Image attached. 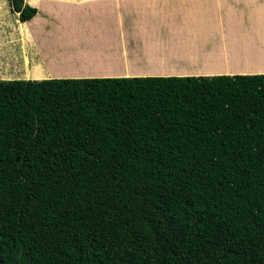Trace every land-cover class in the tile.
Here are the masks:
<instances>
[{"label":"trees","instance_id":"16d2710c","mask_svg":"<svg viewBox=\"0 0 264 264\" xmlns=\"http://www.w3.org/2000/svg\"><path fill=\"white\" fill-rule=\"evenodd\" d=\"M0 264H264V74L0 79Z\"/></svg>","mask_w":264,"mask_h":264},{"label":"crops","instance_id":"0c3cea01","mask_svg":"<svg viewBox=\"0 0 264 264\" xmlns=\"http://www.w3.org/2000/svg\"><path fill=\"white\" fill-rule=\"evenodd\" d=\"M156 1L125 0V3L140 7L139 4L153 5ZM210 1H213L214 9L211 8L206 16L198 19L196 25L169 28H173L174 35H171L174 45L167 43L170 49L157 48L159 57H155L156 61L152 60L154 49H150L157 40L154 36L156 32L146 38L138 36L140 47L136 53H132L131 49L135 48H128L130 42L123 44L121 36H113V39L106 33L103 37L108 38L101 37V41L78 37V27H73L76 21L72 17L65 20L60 18L61 24L50 26L42 20L39 12L27 21L21 22L17 18L11 22L10 17L4 20L6 15L0 10V61L7 62L10 69L11 65L12 68L23 67L26 64L19 54L30 57L27 46L35 44L44 48L48 59L61 68L49 64L45 67L42 63L44 59L33 52L31 56H36L32 60L35 62L25 70L29 75L25 79L264 74V63H258L255 59V55L264 54V0ZM223 7L226 11L222 10ZM219 11L225 13L219 16L218 23L211 24L213 20L216 22ZM15 14L18 16V13ZM140 32L134 30L136 35ZM109 39L115 40V43H109ZM16 44L20 52L15 51ZM107 51L112 55H105ZM160 59L163 62L158 63ZM13 74L15 76H0V79H24Z\"/></svg>","mask_w":264,"mask_h":264},{"label":"rangeland","instance_id":"374dc122","mask_svg":"<svg viewBox=\"0 0 264 264\" xmlns=\"http://www.w3.org/2000/svg\"><path fill=\"white\" fill-rule=\"evenodd\" d=\"M23 2L30 6L33 4L36 5L34 7L40 9L38 12L42 20L50 26L52 24H59V22L61 24V19L65 20L72 17L73 20L76 21L73 27H78L77 36L80 38L85 39L91 37L94 40L101 41V37L106 33H109L113 39V36H117V38H120L121 36L123 44L130 42L128 43L130 44L128 45V48H135V50L131 49L132 53H136L138 47H140V38L138 36L142 35L140 36L141 38H146L148 35L149 37L153 36V32H156V35L154 36L157 40L154 42L155 45L152 44L150 47V49H154V58H152V60L155 59V57H159L157 48L170 49L169 46L174 45V41H172V35H174L173 28H169L174 26V28L181 29L186 26H191V24L196 25L198 19L206 16L211 8L214 9V5H212L213 1L210 0H158L153 3V5H146V3L139 4L140 7L129 6V4L123 1L120 2L116 0H23ZM180 2L182 3L180 4ZM0 3V6L2 7L0 10L6 15L4 20H7V17H10L11 22L17 20L18 16L15 14L17 12L12 10L10 2L8 0H0ZM56 8L60 11L56 10ZM222 10L226 11V8L223 7ZM223 11H219L216 14V22L213 20L211 21V24L219 22V16L225 13ZM7 13L9 15H7ZM212 17L216 16L213 15ZM262 17L264 18V15ZM79 27H81V29H79ZM135 29H138L141 32L136 35V33H134ZM176 36L180 38L178 35ZM144 42L146 41L144 40ZM109 43L113 44L115 43V40L113 41L109 39ZM167 43H169V46H167ZM14 49L16 52H20L18 44H16ZM27 50L30 57H22V54H19L20 59L24 60L26 64L23 65V67L18 66L12 68L11 65L10 69L7 66V62L4 63L3 61H0V76L13 77L15 76L13 73H16V77L18 78L25 79L26 77H29L25 70L33 66L35 62L32 61L36 58V56H31V53L33 52H35L38 58L41 57L42 60L44 59L42 63L44 66L46 65L45 67H48L49 64L57 69L61 68L60 65H55L53 61L48 59L44 48L40 46L37 47L34 44L32 47L27 46ZM107 52L105 55H112L109 51ZM255 56L258 63H264V54H258ZM156 60L157 59H155V61ZM161 60L162 59L158 60V63ZM8 70L9 73L7 74L6 71Z\"/></svg>","mask_w":264,"mask_h":264},{"label":"clouds","instance_id":"9594fccd","mask_svg":"<svg viewBox=\"0 0 264 264\" xmlns=\"http://www.w3.org/2000/svg\"><path fill=\"white\" fill-rule=\"evenodd\" d=\"M257 74H260V73H257ZM262 74V73H261ZM31 80V79H30Z\"/></svg>","mask_w":264,"mask_h":264}]
</instances>
